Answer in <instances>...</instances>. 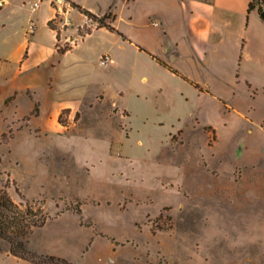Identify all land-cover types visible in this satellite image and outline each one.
<instances>
[{"label":"rangeland","instance_id":"374dc122","mask_svg":"<svg viewBox=\"0 0 264 264\" xmlns=\"http://www.w3.org/2000/svg\"><path fill=\"white\" fill-rule=\"evenodd\" d=\"M111 77L85 133L0 143V185L50 216L73 212L41 234L74 264H264V123L250 121L264 119L263 95L227 111L171 84L137 98L130 69Z\"/></svg>","mask_w":264,"mask_h":264},{"label":"crops","instance_id":"0c3cea01","mask_svg":"<svg viewBox=\"0 0 264 264\" xmlns=\"http://www.w3.org/2000/svg\"><path fill=\"white\" fill-rule=\"evenodd\" d=\"M71 1L97 16L111 11V23L123 35L98 26ZM71 1L0 0V143L85 133L82 118L109 101L105 88L121 69H130L137 98L167 92L171 84L184 93L208 94L227 111H240L235 101L241 94L253 100L262 94L264 109V23L257 7L248 9L251 0ZM250 109L241 114L251 117ZM124 110L110 104L108 116L128 117ZM7 130L13 133L5 142L1 134ZM69 212L36 228L30 247L68 258L41 233ZM4 242L0 264H34L9 253Z\"/></svg>","mask_w":264,"mask_h":264},{"label":"trees","instance_id":"16d2710c","mask_svg":"<svg viewBox=\"0 0 264 264\" xmlns=\"http://www.w3.org/2000/svg\"><path fill=\"white\" fill-rule=\"evenodd\" d=\"M71 4L83 12L91 21L97 22L98 26H105L123 35L112 25L111 22L115 19V14L111 11L102 16H97L90 10L83 8L73 1H71ZM253 7H257L259 16L264 23V9L261 1L251 0L248 9L250 10ZM50 24H52V22H50ZM150 55L170 70L177 72L156 55L152 53H150ZM183 77L187 79V77ZM191 83L195 87L202 89L198 83L193 81H191ZM36 110L37 108H35L33 112H36ZM207 127L213 128L211 125H207ZM4 136L5 133H2L1 138L6 142L7 138H4ZM70 209L77 214L81 213L80 207H71ZM64 210L65 209H61L50 216L43 209V204L37 200H28L23 197L22 201H15L9 192V185L6 183L2 184L0 185V238L8 243L9 253L17 258L30 261L34 264H74L70 259L64 256L48 252H39L30 247L28 243L29 235L36 228L43 226L48 219L61 214Z\"/></svg>","mask_w":264,"mask_h":264},{"label":"built area","instance_id":"2783aa9c","mask_svg":"<svg viewBox=\"0 0 264 264\" xmlns=\"http://www.w3.org/2000/svg\"><path fill=\"white\" fill-rule=\"evenodd\" d=\"M34 27H35L34 23L31 22L30 25H29V28H28V32L29 33H32L34 31ZM107 59H108V56L107 55H104L102 57V62H105Z\"/></svg>","mask_w":264,"mask_h":264}]
</instances>
